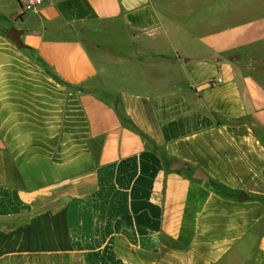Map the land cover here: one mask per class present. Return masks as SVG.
Masks as SVG:
<instances>
[{
	"label": "crops",
	"instance_id": "crops-1",
	"mask_svg": "<svg viewBox=\"0 0 264 264\" xmlns=\"http://www.w3.org/2000/svg\"><path fill=\"white\" fill-rule=\"evenodd\" d=\"M0 264H264V0H0Z\"/></svg>",
	"mask_w": 264,
	"mask_h": 264
},
{
	"label": "water",
	"instance_id": "water-1",
	"mask_svg": "<svg viewBox=\"0 0 264 264\" xmlns=\"http://www.w3.org/2000/svg\"><path fill=\"white\" fill-rule=\"evenodd\" d=\"M21 31L19 30H15V29H11L8 32V38H10L11 40H13L19 47L23 48V44L21 43ZM179 167H173L171 168V170H178ZM193 178L195 180H207L208 178L203 174V172L200 169L195 170L194 174H193ZM247 198L244 194H241V196L239 197L240 200H243Z\"/></svg>",
	"mask_w": 264,
	"mask_h": 264
},
{
	"label": "built area",
	"instance_id": "built-area-1",
	"mask_svg": "<svg viewBox=\"0 0 264 264\" xmlns=\"http://www.w3.org/2000/svg\"><path fill=\"white\" fill-rule=\"evenodd\" d=\"M47 0H20L23 12L33 11L42 6ZM221 80H219L220 82Z\"/></svg>",
	"mask_w": 264,
	"mask_h": 264
},
{
	"label": "rangeland",
	"instance_id": "rangeland-1",
	"mask_svg": "<svg viewBox=\"0 0 264 264\" xmlns=\"http://www.w3.org/2000/svg\"><path fill=\"white\" fill-rule=\"evenodd\" d=\"M93 56H94V59H95V61L97 62V64L99 65V66H101L102 64V62H101V59L95 54H93ZM111 86H119V87H121L120 85H118V84H111Z\"/></svg>",
	"mask_w": 264,
	"mask_h": 264
}]
</instances>
